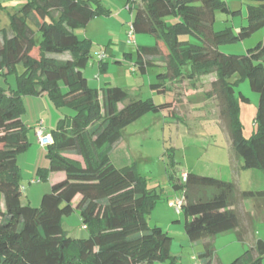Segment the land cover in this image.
<instances>
[{
	"label": "trees",
	"instance_id": "16d2710c",
	"mask_svg": "<svg viewBox=\"0 0 264 264\" xmlns=\"http://www.w3.org/2000/svg\"><path fill=\"white\" fill-rule=\"evenodd\" d=\"M255 1L247 6L246 25L237 34L213 30L215 12L230 13L223 0H127L126 7L135 11V34L156 40L152 47L135 48L141 75L150 66L163 69L150 88L163 93L167 82L195 84L214 74L205 96L216 102L225 121L231 155L241 161V169L264 173V39L244 55L220 50L264 29V0ZM101 15H109L101 0H27L9 15L10 33L0 29V75L16 74V88L0 86V264H172L177 258L171 253L172 237L148 225L161 194L147 188L134 166L116 168L109 157L125 127L147 113H174L177 101L156 105L150 98H130L118 86H89L83 71L92 41L79 39L75 29ZM168 16L179 20L169 25ZM180 35L196 42L179 41ZM65 54L64 59L52 57ZM105 60L98 59L99 72L107 69ZM235 75L237 81L248 80L258 95L256 132L249 139L239 119V104L248 98L235 91ZM24 96H48L55 107L73 110L48 132L49 166L38 169V179L48 181L51 173H63L64 178L42 196L38 208L21 202L17 158L30 146V128L21 119ZM126 100L128 104L118 109ZM184 174L185 180L181 176L171 187L182 193L185 237L189 243L205 241L200 264H221L212 239L238 228V215L231 209L237 199L264 198V191L239 192L233 182ZM73 212L88 231L85 239L71 238L62 229L63 217ZM263 262L264 241L257 239L230 264Z\"/></svg>",
	"mask_w": 264,
	"mask_h": 264
},
{
	"label": "rangeland",
	"instance_id": "374dc122",
	"mask_svg": "<svg viewBox=\"0 0 264 264\" xmlns=\"http://www.w3.org/2000/svg\"><path fill=\"white\" fill-rule=\"evenodd\" d=\"M126 1L101 0L102 6L109 11V15L98 16L86 28L75 29L79 39L87 38L92 41L91 56L83 72L91 88L99 90L105 84L118 86L124 88L130 98H150L156 105L177 101L174 113L166 111L147 113L125 127L121 140L110 150L109 157L116 168L134 166L146 180L147 188L161 194L160 201L148 216L147 221L150 227L159 226L164 231L167 230V226H171L173 232L171 253L177 257L172 264H200L199 255L203 252V247L197 242L188 243L181 239V235H184V217L182 214H176L168 203L174 200V197H170L172 194L182 195L180 191L174 192L171 187L172 181L179 179L183 173H194L233 182L241 191L256 192L264 191V176L259 174L261 178L255 181L253 176L258 174L239 168L235 159L230 166V140L225 121L219 116L216 102L205 96L210 83L215 79L214 74L199 78L195 84L187 81H176L172 84L167 82L163 93L152 90L150 86L158 83L157 75L163 69L154 65L147 68L143 75L138 72L135 64V48L152 47L156 43L153 36L144 33H136L134 43L126 44L125 49L127 48L128 53L133 55L132 59L124 58L117 63V60L107 56L106 52L105 61L108 63V69L104 72L98 71V54L103 52L105 46L103 44L107 39H111L113 43H122L121 45L127 43V33L135 11L128 10ZM223 1L230 13L216 11L213 30L218 32L231 29L234 34H237L240 27L246 25L247 6L255 5L257 2L255 0ZM18 8H0L1 30L10 33L9 15L16 12ZM178 20L173 16L165 18L169 25ZM178 39L182 42H196L189 35H180ZM263 39L264 29H261L241 42L221 45L220 50L225 54L244 55L247 50L254 48ZM66 55L68 56L65 54L52 55V57L64 59ZM155 62L162 63V60L156 59ZM20 70L21 67H18V71ZM134 70L136 72H133ZM238 79V75H235L231 81L236 83L235 91L241 92L248 98L247 102L239 104V119L243 135L249 139L256 132L254 121L258 95L251 90L248 80L237 81ZM0 86L6 89L16 88V74L0 75ZM128 102L126 100L120 103L118 109L123 108ZM72 115V109L55 107L48 96L23 97L21 119L23 124L30 128L28 135L30 146L17 158L23 205L38 208L42 196L49 193L51 187L49 181L32 183V180L38 179V169L49 166L45 148L40 147L34 139L33 128L42 122L46 131L50 132L56 129L59 120ZM67 157L82 162L76 155L68 154ZM239 182L244 189H241ZM82 226L77 212L62 219V229L71 238L88 237V231ZM259 230L260 232L262 230L264 234V228ZM221 252L220 249L216 250L218 261L219 256L224 254ZM235 258L219 262L230 264ZM165 264L170 263L167 261Z\"/></svg>",
	"mask_w": 264,
	"mask_h": 264
},
{
	"label": "crops",
	"instance_id": "0c3cea01",
	"mask_svg": "<svg viewBox=\"0 0 264 264\" xmlns=\"http://www.w3.org/2000/svg\"><path fill=\"white\" fill-rule=\"evenodd\" d=\"M26 1L27 0H0V6L3 9H9L11 7L18 8ZM89 24H87V26ZM121 44L122 43L120 44L113 43L111 39H107L106 42H104L103 44L105 45L103 53L106 54L107 52L108 53L107 56H110V57L112 56L117 61H121L122 59L125 58L124 54L128 53L129 51L127 50V48L125 49L126 44H127L126 42L123 45ZM34 139H35V136H34ZM230 159H229L230 166L231 164H233L232 160L235 159L237 161V166L240 168L241 161L237 157L230 155ZM253 172H256V174H258V175L253 176L255 181H258V178H261L259 177V174H263L262 176H264V173L262 172L260 173L259 171H253ZM63 178H64L63 173H51L48 177V181L50 185L52 186L53 184L61 181ZM239 185L241 186V182H239ZM237 189L239 192H241L239 187H237ZM241 189H244V188L241 186ZM170 197H174V200H175V199L180 198L181 196L174 193ZM173 201L171 200L168 203H172ZM171 208L174 209L173 207ZM231 209H233L238 215V218H239L238 228L233 231L219 234L214 239H212L215 250L220 249V251H222L221 253H224L222 256H219L220 262L221 261L224 262L226 261V259L228 261V259L239 256L244 250L253 247L257 239H262L264 241L263 231L261 230L260 232L259 230L260 228H264V198L249 199V200L237 199L235 205ZM165 232H167L170 236L173 235L170 225L167 226V230ZM239 234L241 235L240 238L238 236ZM181 237H182L181 239L185 240V242H188L187 238L185 237V234L181 235ZM204 242L205 241H199L197 243L201 244V246L203 247ZM172 243H173V240H172ZM162 264H165V263H162Z\"/></svg>",
	"mask_w": 264,
	"mask_h": 264
},
{
	"label": "built area",
	"instance_id": "2783aa9c",
	"mask_svg": "<svg viewBox=\"0 0 264 264\" xmlns=\"http://www.w3.org/2000/svg\"><path fill=\"white\" fill-rule=\"evenodd\" d=\"M134 41H135V32H134L132 24H130L129 31L127 33V44L132 45L134 43ZM105 58H106V56L103 52L98 54L99 60L105 59ZM34 136H35V139L37 141V144L40 147L45 148L51 142V137L48 134V132L46 131V129L43 127L42 122H40L34 128ZM185 178H186V174L183 173L182 179L185 180ZM32 183L38 184V183H40V181H39V179H36V180H32ZM182 203H183L182 197L175 199L172 203H170V206L174 208V211L176 214H180ZM83 229H85V227H83Z\"/></svg>",
	"mask_w": 264,
	"mask_h": 264
}]
</instances>
